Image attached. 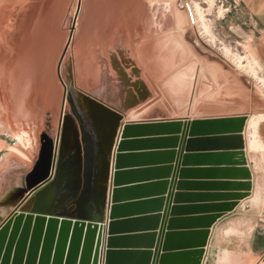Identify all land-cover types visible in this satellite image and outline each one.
Returning <instances> with one entry per match:
<instances>
[{"label": "crops", "instance_id": "crops-1", "mask_svg": "<svg viewBox=\"0 0 264 264\" xmlns=\"http://www.w3.org/2000/svg\"><path fill=\"white\" fill-rule=\"evenodd\" d=\"M237 1L264 30V0ZM127 4L123 0H102L96 3L90 9L84 22L79 24L70 59L63 58L60 64V74L63 82L65 84L69 83L74 88L76 95L84 96L87 99V107L85 106L84 109L89 113L88 123L89 127L93 128V132L90 133L92 135L89 133L86 136L82 135L80 129L83 127L82 121L76 117L65 116V110L61 122L59 117L57 120H50L37 116L25 120L23 129L19 131L15 129L14 126L16 125H12L10 119L0 117V220L4 221L17 207H20V210L24 213L30 212L36 201L34 194L30 196L29 194L46 180L45 178L51 176L50 185L55 198L51 208L47 201L43 205L49 212L60 214L58 208L64 204V199L61 202L59 201L61 197L64 198L62 191L66 188L68 190L73 189L71 186L74 183L72 175L76 173V168H80L82 171L83 167L79 164L78 159H87L88 163L84 167H88L89 175L95 174L94 179L87 182L91 186L89 189L94 190V195L99 190L107 192L106 203H104V217L102 219L97 218V215L88 217L92 220H101L107 223L111 158L118 130L123 123L183 118L251 116L247 113L206 116H190L186 113L191 102V92L188 94L174 89V77L178 72L185 69L192 77V82H194L192 68L187 66V63H180L182 61L180 55L182 50L171 42V38L159 40L150 45L151 47H146L144 23L138 19L139 8L137 10L131 9ZM173 40L175 41V39ZM167 65H170L169 68ZM157 94H161L164 100H157ZM247 124L242 132L244 135L243 150L247 161L246 167L249 168L252 174L254 197L257 190L256 154L258 150L249 147L252 137L249 131L252 128L246 127ZM3 127L8 129V132H2L1 128ZM12 133L15 135L13 136ZM179 136L177 135V138ZM12 137H15V139H12ZM208 137L210 136H190V133H188L187 140L194 141L197 138L205 140ZM149 138L152 143L136 148L137 150L134 153L140 155L152 153L153 155L149 156L146 161H137L135 164L136 169L141 172L136 174L133 181H136V185L167 181L165 193L162 196L159 195L160 191L156 187L150 188L146 193L143 189L138 190L136 194V202L147 200L144 196L148 195L154 196L151 197L152 199H163L162 211L154 213V215L163 216V211L167 206L169 209L170 206L203 207L213 204L212 201L204 197L192 199L191 197L194 195L207 196L229 193V191H225V187H218L217 190H214V188H209L208 185L216 182L217 184L228 182L223 172L210 173L209 170H225L230 168L228 163L238 162L237 157L226 160L225 157L218 156L221 152L229 151H219L221 147L218 144L214 143V145L209 146V142H201L199 148H186L181 146L180 140L172 149L170 145H163L162 142H159L165 139L166 136L157 135ZM136 139L142 140V138ZM164 151L174 152L171 163H162L164 161H161V158L165 156H161L160 153ZM54 156H56V159L53 165ZM185 156L192 157V161L185 163ZM198 156H200L201 161L199 163L194 162L193 160L197 159L195 157ZM101 159L104 162L105 159L108 160L107 169H105V164L98 163L97 160ZM164 166L170 167L168 179L161 178L162 172L159 170ZM147 168L152 171L143 172ZM104 169L107 178L106 183L103 185V179H99L98 176ZM183 171H189V173L182 176L181 172ZM192 171L197 172L193 173ZM69 176L72 177L69 178ZM179 183H184V187L179 188L177 185ZM194 184L200 185L198 187ZM38 191L41 194L40 198L46 196V188ZM170 192L171 196L169 197ZM177 194L183 196L178 202L175 201V198L172 199V195ZM95 199L92 198V205L97 206V200ZM252 199L249 198V201ZM243 202L245 201H240L238 206ZM218 204H224V202ZM99 205L98 207L101 210V205ZM146 210L152 211L154 209ZM147 211H138L137 215L132 218L147 216L143 215V212ZM235 214L232 212L223 216L211 228L202 264H247L246 260H242L240 254L229 247L222 246L221 243V238L229 235L228 227L226 228L224 222L230 220ZM196 216L202 215L190 211L184 215L172 217L169 213L168 220L191 219ZM161 227L162 220L160 219L155 234L159 232ZM167 228L168 224H164L163 229L166 230ZM103 236V245H105L106 227ZM156 243L155 240V247H157ZM251 243L253 244V242ZM258 250L260 248L254 244V248L249 252H257ZM136 262L138 261L136 260ZM254 264H264V253Z\"/></svg>", "mask_w": 264, "mask_h": 264}, {"label": "rangeland", "instance_id": "rangeland-1", "mask_svg": "<svg viewBox=\"0 0 264 264\" xmlns=\"http://www.w3.org/2000/svg\"><path fill=\"white\" fill-rule=\"evenodd\" d=\"M99 1L102 0H80L76 15L78 0H0V117L10 119L16 130H22L25 120L37 116L57 120L64 85L67 93L63 113L65 110V116L82 121V135L93 132L88 123L89 113L84 109L87 99L76 95L74 88L69 83L65 84L60 74L61 84L57 65L67 44L64 59H70L79 24ZM123 2H127L131 9L139 8L138 19L144 23L146 47L168 38L181 41L184 53L180 52V63H187L194 76L191 102L186 113L190 116L251 115L245 125L248 123L246 127L252 128L249 147L258 150L257 190L253 197L252 187L250 196L233 211L235 216L224 222L229 235L222 237L221 243L240 254L247 264L256 263L264 253V30L237 0ZM156 98L164 100L161 94ZM1 129L8 132L5 127ZM97 161L104 164L102 159ZM78 162L83 166V173L76 168L72 175L73 189L62 191L64 198L59 201L64 199V204L58 211L74 217L85 214L102 219L105 205L101 210L98 205L103 197L106 203L107 192L99 190L94 195L87 182L94 179L95 174L89 175L88 167H84L87 159H78ZM104 174L103 170L98 176L103 179V185L106 183ZM47 193L50 196L42 203L47 201L51 208L55 198L51 185L46 188ZM39 198L37 208H40ZM92 198H96L97 206L92 205ZM249 198L253 199L249 201ZM15 210L22 212L20 207L13 209L11 227L17 223L13 221ZM10 216L0 220V228L10 220ZM34 234L28 239L29 246L36 245ZM254 244L260 250L250 253ZM14 249L9 255L0 252V264H14Z\"/></svg>", "mask_w": 264, "mask_h": 264}, {"label": "water", "instance_id": "water-1", "mask_svg": "<svg viewBox=\"0 0 264 264\" xmlns=\"http://www.w3.org/2000/svg\"><path fill=\"white\" fill-rule=\"evenodd\" d=\"M79 8L80 0H78L76 15ZM67 48L68 44L57 65V75L62 85L63 82L60 78L59 70ZM63 87L60 122L67 93L66 87L64 85ZM246 120V115H238L124 123L117 134L111 158L107 223L101 220H92L85 214L78 217L68 214H54L49 212L43 204L40 208H37L40 196L38 190L50 187L51 176L40 183L29 194V196L34 194L36 201L32 210L26 214L15 210V218L13 220L15 223L17 222L15 227H11V216L9 217L10 220L5 225H2L0 228V252L4 251V254L9 255L12 248L15 247L14 264L16 262L17 264H202L213 225L223 216L233 212L240 201L247 199L251 194V173L246 167L247 162L243 150L244 137L242 132ZM188 133H190V136L209 135L210 137L205 140L197 138V140L191 141L187 140ZM157 135L166 136L165 139L159 142H162L163 145H170L172 149L175 148L179 140L181 146L186 148H199L201 147V142H209V146L214 145V143L218 144L221 147L219 151H229L221 152L218 156L225 157L226 160L237 157L239 159L238 162L228 163L230 168L209 170L210 173L223 172V175L228 180L225 184L210 183L208 184L209 188L217 190L218 187H225V191H229V193L207 196L194 195L191 197L192 199L204 197L212 201L213 204L203 207L170 206L169 209L167 206L165 211H163V216L154 215V213L162 211V198L152 199L151 197L154 196L148 195L144 196L147 200L136 202V194L141 189L145 190L144 192L146 193L150 188L156 187L160 191L159 195L162 196L165 193L166 180L155 184L147 183L143 185H136V181H133L136 174L141 172L136 169L135 164L137 161H146L149 156L153 155L152 153L143 155L134 153L137 150L136 148L150 145L152 140L149 137ZM177 135H180L179 138H177ZM136 138H142V140H137ZM160 155L165 156L161 158V161H164L162 163H171L174 152L164 151ZM195 158L197 159H194V162L199 163L201 161L200 156ZM55 159L56 156H54L53 165L55 164ZM191 159L192 157L190 156L184 157L185 163L192 161ZM108 163V160L105 159V169H107ZM147 169L143 172L152 171L149 168ZM159 171L162 172V179H168L169 166H164ZM192 172L195 173L197 171ZM181 173L184 176L189 171ZM106 178L107 176L104 174V180ZM177 185L179 188H183L185 184L179 183ZM194 185L198 186L200 184ZM170 196L171 192L169 193ZM173 198L178 202L183 196L172 195ZM220 202H224V204H218ZM152 204H154V210H142L147 211L143 212V215L147 216L132 218L137 215L133 206H149ZM100 205H104V197ZM122 209L127 210L120 212ZM190 211L202 216H196L191 219L177 218L168 220L169 213L173 217L184 215ZM21 215H24V217ZM16 216L19 217V221ZM160 219L162 220V227L155 234ZM8 223L10 224L8 225ZM164 224H168L166 230L163 229ZM105 227L106 238L105 245H103ZM30 233L31 235L35 233L33 238H37L35 246L33 244L28 245ZM155 240L157 241V247H155ZM134 258L139 262H136Z\"/></svg>", "mask_w": 264, "mask_h": 264}, {"label": "bare ground", "instance_id": "bare-ground-1", "mask_svg": "<svg viewBox=\"0 0 264 264\" xmlns=\"http://www.w3.org/2000/svg\"><path fill=\"white\" fill-rule=\"evenodd\" d=\"M180 3V2H179ZM180 6V5H179ZM178 7V6H177ZM1 14L2 13H0V21H1ZM187 14H188V11H187ZM190 20V19H189ZM192 22V21H191ZM172 39V38H171ZM178 40V39H177ZM173 44H175L176 45V47L177 48H179V49H181L182 50V52L184 53V48H183V45L180 43L181 41H174L173 39H172V41H171ZM1 46V45H0ZM0 57H1V53H0ZM156 59V58H155ZM167 60V59H166ZM165 61V60H164ZM159 63V62H158ZM165 66V65H164ZM163 66V67H164ZM170 66V65H169ZM169 66L167 65V67L169 68ZM172 66V65H171ZM161 67H162V65H161ZM178 68V67H177ZM60 71V70H59ZM192 77L189 75V72L188 71H186L185 69L184 70H181L180 72H178L177 73V75L175 76V81H174V83H175V86H174V89H176V90H178V91H183V93H188V94H190L189 92H192L191 91V89L193 90V84H194V82H192V79H191ZM111 87V86H110ZM248 119V118H247ZM256 124H258V120L257 121H255V125ZM2 130V132L3 131H5V132H7L5 129H1ZM52 157H53V155H52ZM51 157V158H52ZM53 159V158H52ZM155 164V163H154ZM153 164V165H154ZM50 165H52V164H50ZM143 165V164H142ZM152 165V166H153ZM53 170V169H52ZM49 171V170H48ZM49 175V174H48ZM52 175V174H51ZM45 179H47V178H45ZM41 195V194H40ZM48 196H50V195H48V193L46 194V196H44V197H42V198H39V206L41 207V205L43 204L42 202H44V200H46V198L48 197ZM146 208L147 209H153L154 208V205H149V206H145V205H136V206H133V209L134 210H136V212H138V211H142V210H146ZM127 209H122L120 212H125ZM38 233V232H37ZM30 236H31V233H30ZM29 236V238H31ZM135 257H137V256H135ZM135 259V258H134ZM135 260H137V259H135ZM139 262V261H138Z\"/></svg>", "mask_w": 264, "mask_h": 264}]
</instances>
